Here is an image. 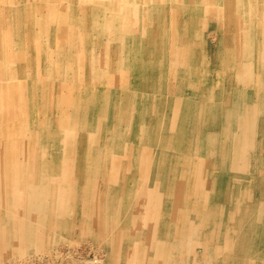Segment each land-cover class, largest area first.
Listing matches in <instances>:
<instances>
[{"label": "rangeland", "instance_id": "1", "mask_svg": "<svg viewBox=\"0 0 264 264\" xmlns=\"http://www.w3.org/2000/svg\"><path fill=\"white\" fill-rule=\"evenodd\" d=\"M101 2L100 0H54L53 7L49 8V2L46 3L44 0H0V85L7 86V81H12L8 80L10 79L8 74L15 67L23 64L31 68V75L26 78L20 76L17 79L22 83L27 82L29 90L33 85L36 87V82L42 78L35 76L38 73L34 58L28 59L24 55L29 47L25 43L42 42L44 50L38 53L44 58L47 45L52 44L47 40V34H44L48 32L49 26L57 28V24L62 20L63 23L69 20L66 25L70 24L74 30L70 32L72 30L70 29L68 34L76 36L77 42H71L74 44L73 47L72 44L71 47L69 46V52L71 48L72 51L81 49L79 48L81 39L85 45H88L86 51L82 49L79 52L82 63L87 64L84 72L80 58L77 59L75 55L69 54V58L64 60H61L62 57H56L59 72L63 75L61 78L48 80V93L53 97L52 106L50 104L48 106L55 114L52 116H57L62 108L67 109L72 106L69 102L64 103L61 95L65 92L69 93L66 89L72 80L66 78V75L78 73L79 65L81 74H87L89 70V75L93 78H97L100 73H105L110 68L112 71L109 69V75L114 71L127 72L124 75L127 82L132 81L133 78L139 82L144 79L143 86L139 87L143 82L138 86L131 82L132 85L125 89L134 93V109L132 108L131 115L138 120L142 119L137 125L133 121H121L122 126L119 130L126 129L130 138L125 135L116 136L113 144L119 143V146L115 147L118 150L114 149L113 144H101L104 161L99 160L98 165H95L97 169L91 165L92 159H87V173H84L85 177L80 180V185L71 183L70 176V184L64 186L68 196L69 194L73 197H76V194L82 196L85 191L81 184L84 180L92 179L88 176V173L93 175L92 169L103 174V181L110 173L117 186L112 189L105 188L108 186L106 182L101 183L100 187L104 191H101L99 198H104V195L108 198L96 203L101 210L94 213L88 200L67 197V206L62 209L65 213L55 224L57 228L54 231L49 229L47 231L45 228L47 224L43 225L45 229L43 227L38 229L39 232L35 233L34 241L28 249L23 251L14 249L2 255L0 264H219L217 258L221 260L220 264H264V246L260 252L261 257L253 255L254 251L248 258L242 254H231L230 251L214 255L215 249L212 245H216V237L211 240L206 233L211 230V221L217 219L219 224L226 222L230 227L235 226V234H239L238 239L236 238L237 242L243 239L242 233L238 231L242 220L241 213L231 214L233 198L230 196L232 204L228 203L229 199L226 200L224 188L221 187L219 190L215 184V181L222 183L227 180L232 169L218 170L215 167L217 164L213 162L230 158L236 162L234 158L238 155L236 139L240 143L238 136L244 127L241 121L251 116L250 106L257 110V117L261 113L263 119H255L249 123L253 128L256 125L257 132L253 133L250 139L253 142L251 151L244 152V159L249 161L248 167L244 163L246 174L243 178L250 188V194L246 191L245 195L260 200L259 195L262 194L264 199V168L262 170L257 168L264 166V133L259 131L260 125L264 126V0H101ZM40 7L43 9L39 15L44 12V19L38 18V22L39 19L43 20L41 37L32 39L31 31L40 27L33 20ZM53 8L55 11L52 14L50 10ZM59 14H63V18ZM47 17L50 18V23H47ZM17 19L18 26H16ZM29 20H33L34 25L30 24ZM8 26L12 27L11 36L21 41L16 43L19 44L16 45L19 46L18 49L15 47L13 53L9 55L4 52L2 45L8 40V38L5 40L4 32ZM35 33L34 31L32 36ZM57 48L63 49L58 46ZM17 50L23 55L18 56ZM46 63L48 64L43 60L42 68ZM144 72L147 74L146 77ZM105 74L101 76L104 77ZM147 78L148 82L145 83ZM87 79V77L82 79V76L76 79L77 83L82 84L79 93L88 94L87 89L89 87L91 89L90 83L94 80ZM2 92L0 90V95ZM227 98L229 100L232 98V101L224 103ZM110 103L113 105L112 102ZM83 106H86L85 102ZM83 106L79 110V121L85 124L89 121V115L82 109ZM110 111L113 115L111 120L117 122L116 109L110 108ZM170 116L175 119L174 122L170 120ZM102 121L107 127L111 128L114 125L107 120L102 119ZM208 126L212 127L213 131L209 135L201 136L196 143L193 140L194 136L206 130L205 127ZM99 128L97 127L96 130ZM51 129L52 126L49 127L47 135ZM85 131L88 132V128H85ZM181 131L184 138L179 136L180 138L177 139L176 132L181 133ZM171 132L173 135L168 139ZM108 134L110 135V131L104 133V136L107 137ZM165 135L166 139L163 140ZM112 136H114L113 132ZM14 141L13 139L12 144H9L10 148L16 144ZM54 142L55 140L50 139L49 135L42 142L40 149L43 152L45 168L52 169V155L56 152ZM135 147L136 151L133 152L132 157L137 160L141 156L147 157L149 171L140 166L138 161V165L132 169H130L132 163L128 165L130 162H120L121 159H129ZM71 152V163L81 159L74 149H71ZM112 160L117 165L110 168L108 163ZM82 161L83 159L80 160ZM57 165L62 166L59 162ZM69 167L72 176H76L74 175L76 171ZM137 180L143 185L142 188H145L144 193L147 190L152 192L145 206L140 208L128 197L129 189H126L131 187L137 192V187H140ZM210 183L214 185L211 189ZM206 185H209L208 188ZM235 187L240 190L236 192L241 194V186L236 184ZM230 191L232 193L231 189ZM105 192L107 194H104ZM93 193L96 192L92 190L90 195ZM113 193L119 196L113 197ZM218 196L221 198L217 203L220 205L219 211L209 215L205 212L206 200L209 198L217 200ZM103 202L110 205L109 208L105 207ZM203 203L205 204L202 205ZM263 209L264 207L260 210L264 212ZM250 210L253 215L257 213V207L252 206ZM105 211L108 212L107 230L101 228L100 234L96 225L84 228V224L86 225L90 219L103 220ZM211 216L214 219L211 220ZM132 218L136 223L129 222ZM35 224L39 226V223L34 222ZM216 231L215 229L214 232ZM216 234L218 237V233Z\"/></svg>", "mask_w": 264, "mask_h": 264}, {"label": "bare ground", "instance_id": "2", "mask_svg": "<svg viewBox=\"0 0 264 264\" xmlns=\"http://www.w3.org/2000/svg\"><path fill=\"white\" fill-rule=\"evenodd\" d=\"M44 2H46V3L49 2V4H50L49 8L53 7L54 0H44ZM100 2H101V0H100ZM110 4H111V2H110ZM188 4H190V3H188ZM183 5H182V7H183ZM186 7H185V9H186ZM42 9H43L42 7L37 9L36 16L33 19V20H35V23H38V25L40 27H38V29L35 28V30L31 31V38L32 39H34L37 36H40V34L42 32L43 20L40 21V19H39V22H38V18L44 19V16H43L44 12L39 15V13L42 12ZM54 11L55 10L53 8L50 10V13L53 14ZM59 15H61V14H59ZM61 16L63 18V14ZM65 16L67 19V16H68L67 12L65 13ZM62 18H61V20H62ZM73 18H75V16ZM19 19H20V17H19ZM33 20H31V21L29 20L30 24H32V25H34ZM50 21H51L50 18L47 17V23H50ZM68 22H69V20L63 23V20H62L60 23L57 24V28L49 26L48 32H46L45 34L43 33L44 35L47 34V40H49L50 43H52V44L47 45L48 49L46 48L47 53H45L46 55L44 56V58L40 57L39 56L40 54L38 53V51L41 52L42 50H44L43 49L44 46L42 47V44H41L42 42H29V41L26 42V41H23V42H26L25 45L29 46L26 49V52L24 53V55H26V57L28 59L34 58V63L36 65L37 73H38L35 76L42 78V79H40V81L36 82V87H34V85H33V86H31L32 89L29 90V86H28L27 82L22 83L17 79L20 76H22L23 78L24 77L26 78L27 76L31 75V68L26 67L23 64L18 66V67H15L14 70L12 72H10V74H8L9 78H10L8 80H12V81H7V83H8L7 86L4 87L3 85H0V90L3 91L2 95H0V209H1V211H0V257L4 254H8V253L12 252L14 249L20 250V251L28 249V246L32 245V242L34 241L35 233L38 231L39 228H42L43 225H45V224H47V227L45 226V228H47V231H48V229L54 231L57 228V226H55V224L58 223V220L60 219V217L63 216V214L65 213L62 209L67 206V203H68V202H66L67 197H68V199L73 198L75 200H78L80 198H84L86 201L88 200V202L92 206L91 211L93 210L94 213L98 212L97 210H101L100 207L97 206V204L100 203L101 201H105L106 199H108L107 195H104V198H99L101 191H104L102 189V187H100L101 183L106 182V184L108 186L105 188H111L112 189L113 187L117 186V184H116L117 182L115 180H113V178H111V176H113V175H111L110 173L107 174V176L104 178V181H103V179H102L103 174L102 173L100 174V173L94 171L95 169H97V168H95V165H98L97 163L99 162V160H100V162L104 161V159H103L104 157L102 156L104 153L101 152L102 145H107V144L112 145L114 142V138H116V136L125 135L128 138H130V135H129V133H127L126 129L121 128L122 130L121 129L119 130V127L122 126L120 124L121 121H127V122L133 121V123L135 125H137L138 121H140V122L142 121V119L138 120V118L131 115L132 108L134 109V104H133L134 93L130 92V91H126L125 89L129 88V86L132 85L131 82L134 83L133 85H135V83H136L137 86L139 83L143 82L139 85V87L143 86L144 85V79H141V82H139V80L137 81L135 78H133L132 81L127 82L126 81L127 78L124 77V75L127 72L115 73V71L113 70L114 72L109 75V73H108L109 69H110L109 66H108L109 69H107L105 71V73H107L110 77L108 75H106L105 73H100L101 75L105 74V76L103 77L100 75V76H97V78H93L92 76L89 75V70H87V69L86 70L88 71L87 72L88 76L86 73L81 74V71H80L81 69L79 68L80 65L77 66L78 73H74V75L67 73L68 75H66V78H70L72 81H71V84L69 85V87L67 86V89H66V91L69 90V93L65 92L64 94H62L61 100L64 103L69 102L70 104H72V106H69L67 109L62 108L60 110V112L57 113V116H52L55 114H54V110H51L48 106L49 104H50V106H52L51 102L53 100V97L48 93V82H49L48 80H50L51 78H57V77L61 78L63 75L61 72H59V65H58V61H57L56 57L57 58L62 57L61 60H64L66 58H69V54H70V55H75L76 58L79 59L80 58L79 52L82 49H84L86 51V47L88 46V45H85L84 44L85 42H83V39L80 38L81 42L79 43V45H80L79 48H81V49H79V51L78 50L72 51L71 50L72 48H71L70 52H69V46L71 47V44H72V47H73V44H74L71 42H77V41L75 40L76 36H74V35L71 36V34H68L69 30L72 29L70 24L66 25ZM84 24H85V22H84ZM18 25H19V21L17 19L16 26H18ZM11 30H12V27H10V26H8L4 29L5 40H7V38H8V40L4 41L2 44L4 47V52L8 53V55L13 53V49L15 47H17V49H18L19 46H16V45H19V44H16V43L21 42L20 40L18 41L15 36H13V37L11 36L13 34L11 32ZM73 30L74 29H72L70 32H72ZM141 30H142V28H141ZM34 31L36 33L34 34V36H32ZM86 32H88V31H86ZM155 33H154V35H155ZM183 38H184V36H183ZM97 42H100V41L97 40ZM93 43L95 44L94 40H93ZM57 46L61 47L63 49L59 50L57 48ZM154 46H155V44H154ZM17 52H18V50L16 51V53ZM184 52H185V50H184ZM170 54H172V53H170ZM17 55L21 56V55H23V53H21L19 51L17 53ZM183 55L185 56V54H183ZM52 57H54V58H52ZM165 58H166V56H165ZM181 58H182V56H181ZM81 59L82 58H80V61H81ZM158 59L160 60V58H158ZM43 60H46V62H48V64L46 63V65L43 66L44 69L41 66V63L43 62ZM83 60H84V58H83ZM159 60H158V63H159ZM81 64L83 65V66H81L82 72H84V69L87 67V64H85L84 62L82 63V61H81ZM145 74L146 73L144 72V76H145ZM163 74H165V73H163ZM81 76H82V79L87 77L88 78L87 80H94V81H92V83H90L91 89H90V87H89V89H87L88 94H86L85 92L79 93V91L82 90V88L80 86L82 84L77 83L76 79L77 78L80 79ZM165 78H166V76H165ZM96 79H98V80H96ZM87 80H85V81H87ZM158 80H159V78H158ZM146 82H148V78H147V81H145V83ZM41 84H42V86H41ZM160 84H161V82L159 83V85ZM230 86H231V84H230ZM209 89H211V88L209 87ZM162 90H163V88H162ZM174 90H176V88ZM231 90H232V88H231ZM238 90H240V89H238ZM241 93H242V91H241ZM236 94H237V91H236ZM143 95H145V93ZM191 96H193V95H191ZM56 97H57V95L54 97V99ZM173 100H174V97H173ZM228 101L231 102L232 98H231V100H229V98H227V100L223 101V102L227 103ZM84 102H85L86 106H83ZM110 102H112L113 105H111ZM197 102H198V100H197ZM263 103H264V100H263ZM82 106H83L82 109H84L89 115L88 116L89 121H86L87 123L85 122V124L83 122L79 121V110L81 109ZM250 107L251 108H249L250 109L249 111H250L251 116L242 119L243 122L241 121V123L244 125V127L242 128V133L238 136L240 139V143L238 142V139H236V141H237L236 142L237 143L236 152L238 154L237 156L234 157L236 162H234L232 158L225 160V161L221 159V160H217V161L213 162V163L217 164V166H215V167L218 170L219 169H225V170L232 169V173L230 174V176H228V178H226L227 180L223 181L222 183L219 181H215V184L217 185V187H219V190L221 189V187L224 188V191H225L224 194L226 195L225 196L226 200H227V198L229 199L228 203H231L230 196L233 198L234 205L232 206L233 211L231 214L236 215V213H241V219L242 220H241L240 225L238 226V229H239L238 231L242 233L241 237L243 239L237 242L236 238L238 237L239 234H235V230H234L235 226L230 227V225L226 222H221L219 224L217 222V219H214V217H213L214 215L211 216V220H212V218L214 219L211 221L212 227H211V230L207 231L206 233L208 234V237L211 238V240H213L216 237V245L215 246L212 245L213 249H215L214 255H218L219 253H223V251H226V252L230 251L231 254H242L245 256V258H248L249 255L254 251L253 255H256L257 257H261L260 252H261V249L263 250L262 246H264V212H262L260 210L262 207H264V204H262V202H264V199L262 198V194L259 195L260 200H258V199L256 200L255 197H251L250 195H245V194H247L246 191L248 193L250 192V188L248 187L249 184L247 185L245 183L246 179L243 178V175L246 174L245 173L246 171H244L246 168L245 164L248 167L247 162L249 161L248 159L247 160L244 159V152L248 153L249 151H251L252 146H253V142L250 139H251L252 134L257 132L256 125H255V128H253L249 123L253 120L255 121V119L256 120L263 119V117H262L263 115L261 113H259L258 114L259 117H257V115H256L257 110L253 109V106H250ZM110 108H112V109L114 108V110L116 109L115 116H116L117 122L115 120L114 121L111 120L113 118V115H112V112L110 111ZM197 108H198V105H197ZM187 110H190V109H187ZM189 112H191V111H189ZM217 112H218V110H217ZM177 114H178V111H177ZM49 115H51V116H49ZM180 115H181V113H180ZM212 115L213 114H211V116ZM174 116L176 119V114ZM217 117H218V113H217ZM102 119L107 120V121L111 122V125H113V124L114 125L111 128L107 127L106 124L103 123L104 121H102ZM175 119H173V117L170 116V120L172 122H174ZM195 120H197V119H195ZM159 122H160V120H159ZM217 124H219V123L217 122ZM184 125H186V124H184ZM194 125H195V123H194ZM199 125H200V123H199ZM50 126H52V129L48 135H49L50 139L55 140L54 144H55V148H56V152L52 155V157H53L52 163L54 162V164L51 163L52 169H49L48 167L45 168V162L43 160V152L40 149L42 147V142L44 141V139L48 138L47 133H48ZM160 126H161V124H160ZM97 127H100V128L96 130ZM85 128H88V132L85 131ZM189 128H191V126ZM200 129H201V127H200ZM205 129L206 130L199 133L200 135L196 134L194 136L193 140L195 142L198 141V139L201 136L203 137L204 135H207V134L209 135L213 131L212 127H209V126H208V128L205 127ZM198 130H199V128H198ZM220 130L222 131V128ZM90 131H92V132H90ZM107 131L108 132L110 131V135L108 134L107 137H105L104 133H107ZM259 131L260 132L262 131V133H264V126L260 125ZM112 132L114 133V136H112ZM183 132H184V130H183ZM183 132L182 131H181V133L176 132L177 134L175 135V137L177 139L180 138L179 136H181V138L182 137L184 138ZM162 134H163V132H162ZM172 135L173 134L171 132L168 139H171ZM192 135H193V133H192ZM156 137H158V136H156ZM163 137H164L163 140H165L166 135ZM128 138H126V139L128 140ZM132 138H134L133 135H132ZM154 138H155V136H154ZM176 138H175V142H176ZM13 139L15 140L14 143H16V144L14 145V147L10 148L9 144L10 145L12 144ZM180 141L181 140H179V142ZM119 142H120V140H119ZM113 145H114V149H116L115 147L119 146V143H115ZM185 145L186 144L184 143V146ZM71 149H74V152H76L77 155L79 154V156L81 158V159H78L77 162L73 161V163H71V158H72ZM221 149H222V147H221ZM116 150H118V149H116ZM116 150H115V152H116ZM190 150H191V146H190ZM194 150L196 151L197 149H195V147H194ZM134 151H136V147L133 149L132 155L129 157V159H127V157H126L127 160L121 159V161L120 160L119 161L123 162V163H127V162L129 163L130 162L128 165H130L132 163L130 165L131 166L130 169H132L134 166L138 165L137 164V161H138L140 166L144 167L145 169L147 168V170L149 171V168H148L149 162H148L147 157L141 156L139 158V160H137L135 157H132ZM144 151L146 152L145 149H144ZM239 152H241L242 154L240 155ZM82 159H83V161L80 162V160H82ZM87 159H92L91 165L95 168L94 170L93 169L91 170L93 172V175L88 173L89 174L88 176L92 177V179L84 180L82 182L81 185L84 187V191H85L82 196H79L78 194H76V197H73L72 195L70 196V194L68 196L67 195L68 192H67L66 188H64V186H68L70 184L69 183V177L70 176H71V178H70L71 183H73V184L78 183L80 185V183H81L80 180L83 179V177H85L84 173H87V171H86ZM38 160H39V162H38ZM114 160H116V159H114ZM58 162L60 164H62V166H60L61 169H60L59 165H57ZM40 163H43V164L40 165ZM108 165L110 168H112L114 165H117V164H116V162H113V160H112L111 163H108ZM69 166L72 167L73 171H76V173L74 174L76 176H74V177L72 176L73 174L70 173V167ZM241 167H243V168H241ZM126 168H128V167L126 166ZM257 168L259 170H262L264 168V166H259ZM150 171H151V169H150ZM247 171H248V169H247ZM201 174H202V172H201ZM121 175H122V173H121ZM157 175H158V171H157ZM137 182H138V180H137ZM172 182H173V180H172ZM138 184L140 185V187L136 186L138 188L137 192L134 189H132L131 187H127L126 189H129L127 191L128 197L131 200L135 201L134 203H136L138 205V208H140V207L145 206V204L147 203V200L152 196V192H148V190L146 189L147 191H145V193H144L143 191L145 188H142L143 185L140 184V182H138ZM221 184H223L224 186L223 185L221 186ZM236 184H239L241 186V188H242L241 194L242 195L239 194V192H236V190H238L235 187ZM206 186H207L206 188H208L209 185H206ZM210 186H211L210 187V189H211L214 185L212 183H210ZM230 189L232 190V193H231ZM92 190L95 191L96 193H93L92 195H90ZM139 190H140V193H138ZM108 191L110 192L109 189H108ZM238 191H240V190H238ZM104 194H107V193L105 192ZM117 196H119V195L113 193V197L117 198ZM219 196L217 197V200H214L212 198H209V200H206L207 208L205 209V212L208 213L209 215L218 213L220 205H218L217 203H219V201L221 200V198ZM178 198H180V197H178ZM1 202H2V204H1ZM107 202L108 201H106V203ZM243 202H245V204H243ZM260 202H261V204H260ZM7 203H9V204H7ZM103 203L105 204V207L107 206V208H109L110 205H107L105 202H103ZM200 203H202V202H200ZM204 204L205 203H203L202 205H204ZM252 206H253V208L257 207V213L255 215L250 213L251 212L250 208ZM3 208H5V209H3ZM193 208L195 209V207H193ZM240 208H241V210H240ZM87 210H88V208H87ZM238 210H240V212ZM137 211H138V209H137ZM141 211H142V209H141ZM102 212H103V210H102ZM103 214H104L103 220L97 221V219H94V218L90 219L88 222H86V225L84 224V228L85 227L91 228V227L96 225V227L100 231V234H101V230H100L101 228H103V230H105V229L107 230V226H108L107 221L108 220L106 219V217L108 215V212L105 211V213H103ZM157 214H158V212H157ZM55 218H56V220H52ZM215 218H216V216H215ZM34 222L39 223V226L38 225L36 226V224L34 225ZM129 222L136 223V220H134L132 218ZM213 223H215V224L213 225ZM197 224H198V222H197ZM203 227H204V225H203ZM215 229L217 230L216 232H214ZM220 229H224V230H220ZM130 232H132V231H130ZM121 233H124V232H121ZM216 233H218V235H219L218 237H217ZM131 239H132V237H131ZM184 239L186 240V238H184ZM233 242H234V244H233ZM118 249L120 250V248H118ZM234 252H236V253H234ZM263 254H264V252H263ZM196 260H198V259H196ZM218 262H219V264L221 263V260L219 261V258H217V263Z\"/></svg>", "mask_w": 264, "mask_h": 264}]
</instances>
